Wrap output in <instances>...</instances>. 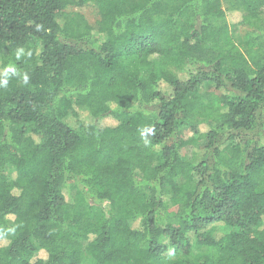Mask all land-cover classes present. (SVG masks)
I'll list each match as a JSON object with an SVG mask.
<instances>
[{
  "label": "trees",
  "instance_id": "16d2710c",
  "mask_svg": "<svg viewBox=\"0 0 264 264\" xmlns=\"http://www.w3.org/2000/svg\"><path fill=\"white\" fill-rule=\"evenodd\" d=\"M0 264H264V0H0Z\"/></svg>",
  "mask_w": 264,
  "mask_h": 264
},
{
  "label": "rangeland",
  "instance_id": "374dc122",
  "mask_svg": "<svg viewBox=\"0 0 264 264\" xmlns=\"http://www.w3.org/2000/svg\"><path fill=\"white\" fill-rule=\"evenodd\" d=\"M226 7V5H225ZM69 12H77L82 14L92 25H96L97 21L99 20V11L96 7L95 4L93 3H88L86 5H84L83 7H79V8H70L68 10ZM227 11V10H226ZM241 15L238 12H231V10H228L226 12V17L224 18V20H222V22H220L221 24L225 23L226 21L228 23H230L231 25L237 23L240 19ZM239 31H241L239 33L240 36H244L248 30L244 27H242L241 29H239ZM176 74L179 78H187L188 75L184 72V71H179V70H175ZM163 91L167 92L168 94L171 93V89L169 86H167L166 84H163L162 86ZM214 92V90H212ZM211 90H208V93H210ZM193 134L190 131H185L184 132V137L185 138H189L191 137ZM199 250H195L194 254H198Z\"/></svg>",
  "mask_w": 264,
  "mask_h": 264
},
{
  "label": "clouds",
  "instance_id": "9594fccd",
  "mask_svg": "<svg viewBox=\"0 0 264 264\" xmlns=\"http://www.w3.org/2000/svg\"><path fill=\"white\" fill-rule=\"evenodd\" d=\"M21 51H22V50H21ZM17 58H19V53H17ZM24 79H25V83H26L27 80H28V78L25 77ZM3 86H7V81H6V80L3 82ZM148 131L151 132V130H148ZM142 135H144V133H142ZM145 143H148V141L145 140Z\"/></svg>",
  "mask_w": 264,
  "mask_h": 264
}]
</instances>
